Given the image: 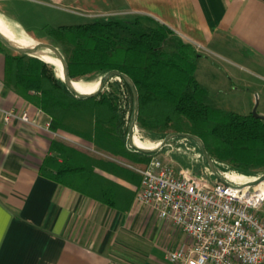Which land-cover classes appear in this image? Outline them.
I'll use <instances>...</instances> for the list:
<instances>
[{"label":"trees","instance_id":"1","mask_svg":"<svg viewBox=\"0 0 264 264\" xmlns=\"http://www.w3.org/2000/svg\"><path fill=\"white\" fill-rule=\"evenodd\" d=\"M54 34L71 47L65 59L73 82L112 71L125 74L139 96L135 128L155 140V145L174 137L155 153L130 145L134 93L119 76L107 82L111 90L80 98L67 87L60 70L41 58L6 55V85L50 118L53 133L75 136L130 163L146 164L163 152L195 148L201 154L195 169L200 175L209 164L193 136L204 143L218 171L248 178L264 175V118L209 107L207 90L196 79L200 54L175 38L167 26L152 19L136 20L133 27L119 21L94 22L61 27ZM98 171L135 184L137 189H126ZM40 174L117 211H128L141 187L117 166L56 140Z\"/></svg>","mask_w":264,"mask_h":264},{"label":"crops","instance_id":"2","mask_svg":"<svg viewBox=\"0 0 264 264\" xmlns=\"http://www.w3.org/2000/svg\"><path fill=\"white\" fill-rule=\"evenodd\" d=\"M121 4L116 14L132 22L155 20L196 49L201 56L196 79L207 90L206 99L226 104L239 94L247 97L241 102L250 104L242 114L228 105L214 109L249 116L255 98L264 103V0H121ZM6 55L0 53V264H169L166 253L191 242L172 223L159 219L153 208L139 205L137 194L128 211H117L40 174L56 140L117 166L141 185L139 174L114 164L104 152L91 154L56 139L59 132L50 130V118L6 85ZM210 55L229 66L222 70L224 78L215 74L219 65L206 69L205 76L216 86L214 93L198 77L201 60ZM224 94L227 100L220 99ZM7 112H15L17 118L6 122ZM24 114L32 125L19 119ZM172 152L158 157L171 153L170 160L182 165ZM187 168L192 169H180ZM207 169L200 175L205 170L209 178ZM99 173L126 189H137Z\"/></svg>","mask_w":264,"mask_h":264},{"label":"built area","instance_id":"3","mask_svg":"<svg viewBox=\"0 0 264 264\" xmlns=\"http://www.w3.org/2000/svg\"><path fill=\"white\" fill-rule=\"evenodd\" d=\"M17 118L7 112L5 121ZM32 125L27 114L19 118ZM141 177L136 202L155 210L159 219L172 223L190 240L189 245L166 253L169 264H264V181L233 178L213 180L210 169L196 175L179 171L159 158L131 167Z\"/></svg>","mask_w":264,"mask_h":264},{"label":"rangeland","instance_id":"4","mask_svg":"<svg viewBox=\"0 0 264 264\" xmlns=\"http://www.w3.org/2000/svg\"><path fill=\"white\" fill-rule=\"evenodd\" d=\"M121 7V0H106V2L105 0H0V20L13 34L14 38L7 39L14 44H18V46L23 48H33L38 44H51L62 53L64 58H66L67 53L70 51L71 47L60 41L55 36V31H57L61 27H75L79 25H87L94 22L106 23L110 21H119L125 25H130L131 27H133L135 21H129V18L116 14L117 12H119L118 10L121 9ZM143 26L147 27L148 25L144 24ZM137 30H140V28ZM123 35H128V32L123 33ZM0 47L8 55H17L15 52L7 49L4 45L2 46L0 44ZM47 53L56 58L53 53ZM34 57L39 56L37 55ZM1 61L2 59L0 57V62ZM213 64L219 65L218 68L221 71L218 69L217 71H215V74H217V76L221 78H224V73L222 70H226V68L229 67L224 60H221L220 58L213 55H210V59L204 58L203 60H201L199 65L198 77L200 78L201 83L204 86L206 85V87H208V89H210L212 93H214V91L216 90V86H213L214 82L211 81L210 77L207 78L205 76V71L210 67V65L212 66ZM52 66L60 70L62 74V65L61 67H58L56 65ZM104 77L100 75H93L85 81L74 83L84 87H91L95 84H99V82ZM107 86L108 85H106L104 91L112 89L111 87L108 88ZM240 96L241 95L239 94H235V97L231 98L232 102L226 104L216 103L214 102V100H211L212 98L210 97L206 99V104L212 108H225V106L227 105L231 108L237 107L241 110L240 114H242L243 110L247 112V109L244 107L250 104L241 102L244 99L246 100L247 97ZM227 98L228 97H226L225 94L220 97V99L224 100H227ZM253 105V112L249 113V115H252L256 110V115L262 117L260 115L264 111L263 100L261 101L260 98H255V102L253 103ZM243 114L248 115L245 112ZM142 137H144V139L141 141ZM55 138L74 145L75 147L83 149L91 154H95L94 152H92L93 150H98L91 143L63 132H59V134ZM134 138H138L139 141L143 143L145 148L156 149L157 147L161 146V144L155 145V140H151L147 136H143V134H140L139 130L137 129H135ZM172 153L176 154V156L180 158L182 165L178 163L174 164L172 160H170L171 153H164L162 156L157 158H159L163 162L169 163L171 166L175 167L176 170H179L181 167L184 168L187 166H191L192 169L195 170L196 166L201 162V154L198 153L197 149L195 148L187 149L185 152H183L182 150H174V152ZM102 154L106 155L110 160L113 161L114 164L119 163L120 165H122V167L130 171H132L131 167H137L123 158L116 157L105 152ZM227 174L231 175L233 178L241 177L235 174ZM245 178L247 180L259 179L248 177ZM258 215L262 220H264V205L259 211Z\"/></svg>","mask_w":264,"mask_h":264},{"label":"water","instance_id":"5","mask_svg":"<svg viewBox=\"0 0 264 264\" xmlns=\"http://www.w3.org/2000/svg\"><path fill=\"white\" fill-rule=\"evenodd\" d=\"M0 42L7 49H9V50H11V51H13V52H15L16 54H19V55L37 56V54L40 51L53 53L56 56V58L60 61L61 65H62V76H63V79H64L67 87L69 89H71L80 98H94V97L100 95L101 93H103L104 90H105V87H106L107 82L114 75L119 76V77L123 78L125 81H127V83L130 85V87L132 88L133 93H134V115H133V119H132V123H131V127H130V135H129V143H130V145L132 147H134V148H136V149H138V150H140L142 152H145V153H155V152H158L161 149H163L168 144L169 140L174 137V135L173 136H169L161 144V146H159L156 149H147L145 147H139V146L136 145V142H135V139L136 138H134V132H135V129H136L135 128V125H136V116L138 114V109H139V96H138V92L136 90V87H135L133 81L128 76H126L125 74H122V73H120L118 71H112V72L108 73L99 82V88H98L97 92L92 93V94L81 93V92H78V91H76L74 89V87H73L74 82L70 78L69 67H68L67 61L64 58V56L62 55V53L55 46H53L51 44H38V45L34 46L33 48H23V47L14 45L13 42H11L10 40H8L2 34L1 31H0ZM253 115H256V110L253 113ZM191 138L198 143V145H199V147L201 149V152L204 155V157L206 158V160H207V162L209 164V168H210L211 172L213 173V175L217 179H219L221 181H224V179L220 175V172L217 170L214 161L209 156V154H208V152H207V150L205 148L204 143L200 139H198L197 137H193L192 136ZM262 181H264V176H262L261 178H259L257 181L253 182V185H257V184H259Z\"/></svg>","mask_w":264,"mask_h":264},{"label":"bare ground","instance_id":"6","mask_svg":"<svg viewBox=\"0 0 264 264\" xmlns=\"http://www.w3.org/2000/svg\"><path fill=\"white\" fill-rule=\"evenodd\" d=\"M0 31L2 32V34L6 38H8V39L9 38H14L13 34L11 33V31L6 27V25L1 20H0ZM14 45L18 46V44H14ZM37 55L39 56V58H41L45 62H47L49 64H52V65H56L58 67H61L60 61L58 59L54 58L53 56H51L49 53L44 52V51H40ZM73 87L78 92L85 93V94H92V93H95V91L97 92V90L99 88V84H95V85H93L91 87H84V86L77 85V84L74 83ZM135 142H136L137 146L144 147L143 143L141 141H139L138 138L135 139Z\"/></svg>","mask_w":264,"mask_h":264}]
</instances>
